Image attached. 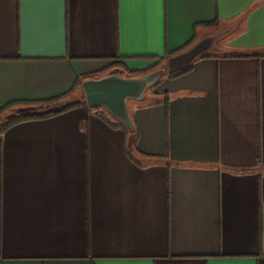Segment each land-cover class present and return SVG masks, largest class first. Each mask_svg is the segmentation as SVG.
Wrapping results in <instances>:
<instances>
[{"label":"crops","instance_id":"1","mask_svg":"<svg viewBox=\"0 0 264 264\" xmlns=\"http://www.w3.org/2000/svg\"><path fill=\"white\" fill-rule=\"evenodd\" d=\"M77 102L0 134V264H264V0H0L1 124Z\"/></svg>","mask_w":264,"mask_h":264},{"label":"rangeland","instance_id":"2","mask_svg":"<svg viewBox=\"0 0 264 264\" xmlns=\"http://www.w3.org/2000/svg\"><path fill=\"white\" fill-rule=\"evenodd\" d=\"M105 75L106 76H104V78L91 82L97 83L99 81L104 80L107 84L112 83L114 81H119L123 83L126 82L132 83V84H128L131 86L130 91L123 96L122 98L123 103L122 101H119L117 105L113 106L111 111L108 108L102 106V104L100 103H96L95 105H90L87 102L84 95V88H83L84 86H82V95L80 94V99L83 100L89 108H94L98 106V107H102L103 110H106L107 112L109 111V113L111 114V116H113L115 120L126 121V118H128V112L130 111L131 106L133 105L135 100H139L140 98H143L146 101H151L154 97V96L152 97L146 96V83L143 80L137 79L140 76L132 77L131 75L124 74L121 70V67H118L117 65L111 66L110 70ZM4 121L5 119H3V122Z\"/></svg>","mask_w":264,"mask_h":264},{"label":"trees","instance_id":"3","mask_svg":"<svg viewBox=\"0 0 264 264\" xmlns=\"http://www.w3.org/2000/svg\"><path fill=\"white\" fill-rule=\"evenodd\" d=\"M190 69H191V67L183 68L179 72H177L174 75H172L171 77L174 78V77H178L180 75H183V74L189 72ZM54 101H56V100H54ZM167 101H168V97L165 96L162 101L156 102L155 105L162 104V105L166 106ZM82 105H83L82 102H77V103H74V104L67 105L64 108H62L60 110H56V111L48 110V111L28 112V113H25L23 115H20L18 117L13 118V119L7 121L4 124H1V121H0V134L3 133L7 128L11 127L12 125L18 124L20 122L29 121V120H36V119H45V118L60 114V113H62L64 111L73 109L75 107H80ZM94 110L96 111V114L106 124H108L111 128L122 130L125 135L128 134V130H127L126 127L129 124L133 125L132 114L130 115V118H128V119L126 118V121H119V120L113 121L112 119H110L109 113L107 111H104L100 107H94ZM137 139H138V135H137V132L135 130L134 137H133V140H132V143H131V149L135 153H138L137 149H136Z\"/></svg>","mask_w":264,"mask_h":264},{"label":"water","instance_id":"4","mask_svg":"<svg viewBox=\"0 0 264 264\" xmlns=\"http://www.w3.org/2000/svg\"><path fill=\"white\" fill-rule=\"evenodd\" d=\"M114 83L124 84L128 88L131 87L128 84H132L128 82L123 83L119 81H114L112 83L107 84L104 80L99 81L97 83L87 82L83 85L84 95H85L87 102L90 105H95L96 103H100L102 104V106L108 108L111 111L113 106L117 105L119 101H122L123 96L128 93L126 92L121 95V91L114 85Z\"/></svg>","mask_w":264,"mask_h":264},{"label":"bare ground","instance_id":"5","mask_svg":"<svg viewBox=\"0 0 264 264\" xmlns=\"http://www.w3.org/2000/svg\"><path fill=\"white\" fill-rule=\"evenodd\" d=\"M114 85L121 91V95L129 92L130 87L128 88L126 85L121 83H114Z\"/></svg>","mask_w":264,"mask_h":264}]
</instances>
